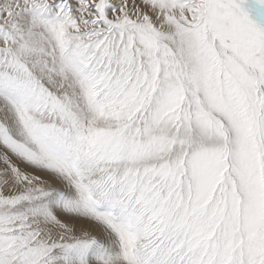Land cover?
<instances>
[{
  "label": "snow or ice",
  "instance_id": "1",
  "mask_svg": "<svg viewBox=\"0 0 264 264\" xmlns=\"http://www.w3.org/2000/svg\"><path fill=\"white\" fill-rule=\"evenodd\" d=\"M0 264H264V0H0Z\"/></svg>",
  "mask_w": 264,
  "mask_h": 264
}]
</instances>
